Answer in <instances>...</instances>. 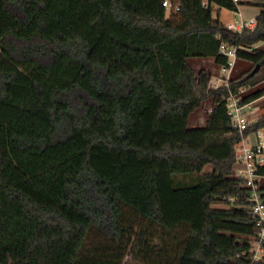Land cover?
I'll return each instance as SVG.
<instances>
[{
  "label": "trees",
  "instance_id": "16d2710c",
  "mask_svg": "<svg viewBox=\"0 0 264 264\" xmlns=\"http://www.w3.org/2000/svg\"><path fill=\"white\" fill-rule=\"evenodd\" d=\"M164 1L0 0V264H254L228 100L264 97V0ZM222 45L251 68L213 90Z\"/></svg>",
  "mask_w": 264,
  "mask_h": 264
},
{
  "label": "built area",
  "instance_id": "2783aa9c",
  "mask_svg": "<svg viewBox=\"0 0 264 264\" xmlns=\"http://www.w3.org/2000/svg\"><path fill=\"white\" fill-rule=\"evenodd\" d=\"M241 0H234L238 5ZM163 6L168 9L180 10L179 4L172 6L169 0L163 2ZM239 18L230 24V28L237 31L254 29L256 19L245 21L241 13ZM238 47L222 45L221 54L228 58L227 66L221 67V77H213L210 88L218 90L228 86L231 82L232 72L239 61L237 57ZM246 91L231 95L228 100V110L233 126L242 135L241 142L237 145V159L233 167L232 177L241 180L244 188L248 190L250 208L249 212L258 228V239L252 249V259L254 264L264 260V130H255L249 134L245 132L253 126L261 117L258 109L259 99L248 104H242V99L246 96ZM263 98V97H262ZM261 99V98H260Z\"/></svg>",
  "mask_w": 264,
  "mask_h": 264
},
{
  "label": "rangeland",
  "instance_id": "374dc122",
  "mask_svg": "<svg viewBox=\"0 0 264 264\" xmlns=\"http://www.w3.org/2000/svg\"><path fill=\"white\" fill-rule=\"evenodd\" d=\"M187 1V4H188V8L190 9L191 12H193L194 14H196V18L198 21H200V18L198 17L199 14H200V11H201V8H202V1L201 0H186ZM259 9V8H258ZM257 9V10H258ZM170 11V10H169ZM259 15V14H258ZM257 15V16H258ZM234 13L231 12V11H227V10H222L220 12V19L221 21L229 27L230 23L233 22L234 20ZM245 16V15H244ZM215 17H217V14H215ZM247 17V16H245ZM203 59H191L189 60V63L190 65L192 66V68L198 73L200 70H204V67L205 69L207 68V66H204V63H202ZM242 63L243 62H237L236 64V67L234 68L233 72H232V78H239L240 76H236L238 75V73L241 72V70H244V67H242ZM219 72H220V67H218L217 69ZM217 70L215 71V73L217 72ZM235 72H236V75H235ZM241 75V74H239ZM264 87V83H262L261 85H259L258 88H263ZM253 89V88H252ZM247 89L246 91V96L248 94H250V92L256 90V89ZM259 104H258V109L261 110V112L263 113L264 112V97L259 99ZM211 106H212V103L211 102H207L203 105V107L199 110H197L195 112V114L191 117L190 119V128H194V127H199L201 125H205L206 124V121H207V116H208V113L210 112L211 110ZM206 171L210 172L212 171V168L209 166L206 168ZM129 261H131V259L129 258L128 259Z\"/></svg>",
  "mask_w": 264,
  "mask_h": 264
},
{
  "label": "crops",
  "instance_id": "0c3cea01",
  "mask_svg": "<svg viewBox=\"0 0 264 264\" xmlns=\"http://www.w3.org/2000/svg\"><path fill=\"white\" fill-rule=\"evenodd\" d=\"M242 2H244L246 5L244 6H241L239 8V12L242 14V16L244 17V20L245 21H250L254 18L257 17V15L260 13L261 9L257 6L258 4L255 2V0H242ZM259 8V9H258ZM258 9V10H257ZM247 17H245V16ZM235 16H234V20H235ZM233 20V21H234ZM235 22V21H234ZM231 24V23H230ZM259 48H264V44H259L258 45ZM204 63V66H207V68L205 69L204 67V70L208 71L209 73H211V75L213 77H221L223 76L222 73H221V69H220V72L217 70L219 66L215 65L214 61L211 60V59H203L202 60ZM238 62H243L242 63V67H244V70H241L240 73H238V75H236V72H235V75L236 76H241L243 73H245L246 71H248L250 68H251V64L247 63V62H244V61H238ZM203 70V69H202ZM217 70V72L215 73V71ZM234 73V72H233ZM241 74V75H239ZM233 75V74H232ZM234 78V77H233ZM237 78V77H236ZM212 103V102H211ZM212 107V106H211ZM261 113V116L264 115V112ZM195 114V113H194ZM193 114V115H194ZM192 115V116H193ZM191 116V117H192ZM205 125H201L199 127H194V128H202L204 127Z\"/></svg>",
  "mask_w": 264,
  "mask_h": 264
}]
</instances>
